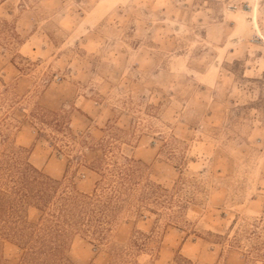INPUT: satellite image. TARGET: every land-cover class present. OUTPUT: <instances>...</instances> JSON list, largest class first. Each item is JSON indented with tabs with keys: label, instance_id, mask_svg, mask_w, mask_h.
Returning a JSON list of instances; mask_svg holds the SVG:
<instances>
[{
	"label": "rangeland",
	"instance_id": "rangeland-1",
	"mask_svg": "<svg viewBox=\"0 0 264 264\" xmlns=\"http://www.w3.org/2000/svg\"><path fill=\"white\" fill-rule=\"evenodd\" d=\"M14 164L122 185L55 264H264V0H0V194ZM25 247L0 222V264Z\"/></svg>",
	"mask_w": 264,
	"mask_h": 264
},
{
	"label": "trees",
	"instance_id": "trees-1",
	"mask_svg": "<svg viewBox=\"0 0 264 264\" xmlns=\"http://www.w3.org/2000/svg\"><path fill=\"white\" fill-rule=\"evenodd\" d=\"M15 170V171H14ZM7 190L0 194V222L6 227L7 233L22 242L24 249L31 250L30 256H41V264H55L53 257L58 253L65 228H77L84 233L102 235L106 222L112 217V204L118 203L124 196L118 188H113L111 195L105 194L101 188L92 195L61 194L57 196V183L47 179L36 169L26 164L7 169ZM99 185V184H98ZM25 207H32L40 212L36 223H24L22 228L18 213ZM37 244L28 248L30 242ZM260 251V248H253ZM256 257H259L256 255ZM260 257L264 255L260 254ZM174 264H192L178 258Z\"/></svg>",
	"mask_w": 264,
	"mask_h": 264
},
{
	"label": "bare ground",
	"instance_id": "bare-ground-1",
	"mask_svg": "<svg viewBox=\"0 0 264 264\" xmlns=\"http://www.w3.org/2000/svg\"><path fill=\"white\" fill-rule=\"evenodd\" d=\"M256 15V14H255ZM258 28V27H257Z\"/></svg>",
	"mask_w": 264,
	"mask_h": 264
}]
</instances>
